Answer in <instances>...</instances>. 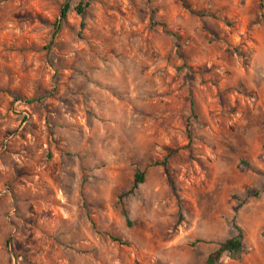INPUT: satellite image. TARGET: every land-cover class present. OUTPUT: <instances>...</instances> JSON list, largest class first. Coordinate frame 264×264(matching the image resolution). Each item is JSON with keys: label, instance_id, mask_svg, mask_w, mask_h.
Listing matches in <instances>:
<instances>
[{"label": "rangeland", "instance_id": "obj_1", "mask_svg": "<svg viewBox=\"0 0 264 264\" xmlns=\"http://www.w3.org/2000/svg\"><path fill=\"white\" fill-rule=\"evenodd\" d=\"M79 1L0 0V264H264V0Z\"/></svg>", "mask_w": 264, "mask_h": 264}, {"label": "trees", "instance_id": "obj_2", "mask_svg": "<svg viewBox=\"0 0 264 264\" xmlns=\"http://www.w3.org/2000/svg\"><path fill=\"white\" fill-rule=\"evenodd\" d=\"M179 1L182 3V5L185 8L190 10L187 7V5H186L184 0H179ZM89 4H90V0H80L76 4V6L74 7V11L79 16H83L85 11H86V9L89 7ZM68 10H69V5L66 4L62 8L61 13H60V18L62 20H64L66 18ZM189 127H190V125L187 124L188 139H189V141H191L192 140V135H191V131H190ZM168 158H169V155L164 159V161L161 164H162V166L164 168V171H165L166 175L169 176L170 170H169V165H168ZM144 174L145 173L143 171L136 172V174L134 176L133 187L128 192L133 191V189H135L139 183L143 182ZM124 194H126V192H124ZM259 194H260V192L256 191L255 193L252 194V196L258 197ZM124 215L127 217L126 210H124ZM233 226H234V228L236 230V233L232 237H230V238L226 239L225 241L221 242L215 250L210 252L208 254L204 264H222L220 262V260H221L222 256H225V255L230 257V258H232V259H236V258L240 259L241 258V255H242V252H243V249H244V237H245L244 236V231L235 222L233 223ZM111 239L113 241L119 242L120 244H125L118 237L111 236Z\"/></svg>", "mask_w": 264, "mask_h": 264}]
</instances>
